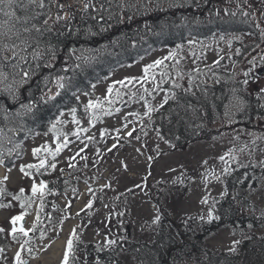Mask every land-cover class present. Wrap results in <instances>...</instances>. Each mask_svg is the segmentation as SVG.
I'll return each mask as SVG.
<instances>
[{
  "label": "trees",
  "instance_id": "16d2710c",
  "mask_svg": "<svg viewBox=\"0 0 264 264\" xmlns=\"http://www.w3.org/2000/svg\"><path fill=\"white\" fill-rule=\"evenodd\" d=\"M71 1L59 0L70 5L63 9L72 16L70 21H61L53 26L51 33L42 37L31 33L32 37L40 40V44L37 47L33 39L28 52L35 49L41 56L36 60L28 56L29 63L24 69L30 71V76L26 83L20 85V76L15 75L19 69L13 70L12 62L0 58L2 71L7 74L1 85L3 89H0V129L4 133L0 136L2 160L5 158L3 151L16 143L23 145L34 135L46 134L60 112L76 108L75 114L81 115L83 108L77 97L85 93L91 96L92 85L104 82L111 71L132 64L156 49L166 48L169 61L165 59L162 67L170 74L172 70L167 63L176 67L171 57L185 54L189 41L201 47L200 44H207L213 36L238 38L236 44L247 39L259 40L260 24H264V0H92L98 11L93 8L82 11V6L72 7ZM174 4L182 6H172ZM100 5H103L102 9ZM35 11L47 13L48 9ZM51 12L63 14L54 5ZM32 13V8L27 13L17 10L20 16ZM45 18L46 15H41L33 22L39 25ZM3 19L5 17L0 15V20ZM19 27L21 25L17 24ZM14 42L19 43L15 37L9 40L4 36L0 46ZM49 45L55 50L54 58ZM242 54L247 55L246 52ZM222 65L218 62L215 64L218 69L205 67L189 71L185 84L176 78L172 81L175 85L167 81L166 85L160 86L167 89L170 95L167 103L151 115L148 127L175 148H188L198 142L221 138L224 130L214 124L224 118L229 101L244 86L243 81H235L231 74H224L220 70ZM57 77L65 78L64 89H58ZM17 88V99L14 101L10 93ZM50 91L52 94L59 91L60 94L54 100L42 102L41 96ZM241 97L243 110L233 116L228 124L230 127H225L230 132L244 130L259 134L264 139V93L253 91L252 95L242 93ZM30 102L34 104L31 113L16 115V112L24 111L20 108L21 103ZM5 109L8 110L6 121ZM10 161H15L14 156ZM9 162L3 160L4 165ZM69 178L60 176L57 180H49L48 184L45 182L42 195L39 192L33 195L32 186L21 193L22 188L0 185L3 189L0 204L10 205L0 209L13 215L23 214V217H29L34 212L30 230L24 228L28 235L17 232L16 240L6 231V226L0 224V228L4 229L0 233V248L3 249L0 256H8V251L18 246L21 257L23 254L26 256L24 261L29 259L33 254L30 247L33 241L42 238L53 224L61 227L64 220L71 218L69 207L62 209L51 200L54 194L64 192L62 183L68 182ZM263 178L264 162L234 165L224 177V194L213 207V216L219 219L210 222L194 219L174 221L163 215L159 217L149 241L126 237L120 244L95 251L71 235L65 247L67 264H123L121 257L124 254L130 255L136 264H264V234H261L264 230V210L255 206L250 196L251 191L261 185ZM15 196L20 199H14ZM22 203L24 207H21ZM16 226L19 228L20 224L17 222ZM221 228H229L239 234L235 251L214 250L207 245L208 239ZM69 240L73 244L71 250L68 249ZM61 264H64V258Z\"/></svg>",
  "mask_w": 264,
  "mask_h": 264
},
{
  "label": "rangeland",
  "instance_id": "374dc122",
  "mask_svg": "<svg viewBox=\"0 0 264 264\" xmlns=\"http://www.w3.org/2000/svg\"><path fill=\"white\" fill-rule=\"evenodd\" d=\"M260 28L259 40L247 39L239 44L235 43L238 38L219 36L211 37L207 44H200L201 47L189 41L185 54L171 57L176 67L167 63L172 70L170 74L162 67L169 56L168 50L156 49L133 64L113 70L104 82L95 85L91 96L79 95L83 113L74 114L78 123L73 122L71 111H63V116H58L46 134L34 135L23 145L16 143L3 151L5 162H9L12 156L15 161L7 165L0 163L4 176L9 177L7 181L3 180L4 176L0 178V185L28 189L33 183L39 185L43 181L48 184L49 180H57L60 176L70 177L68 182L62 183L64 192L54 194L51 200L62 209L69 207L71 218L64 220L61 227L53 224L42 238L33 241L34 247L30 245L33 254L25 261L44 264L49 249L62 238L69 222L72 226L65 243L69 236L75 235L95 251H102L120 244L126 237L149 241L157 216L167 215L174 221H209L208 214L213 213L214 204L224 194V177L231 168L264 162V139L259 134L227 129L243 106L242 93L252 95L253 91L264 89V72L258 75V71L264 69L263 23ZM3 38L0 36V40ZM157 60L162 63L145 74V66ZM218 62L223 63L220 70L234 76L235 81H244V73L249 72V83L235 92L224 118L214 124L224 130L222 137L198 142L188 148L167 144L148 127L151 115L170 95L160 86L166 85L167 81L173 86L172 81L176 78L185 84L189 71L205 67L218 69L215 68ZM130 77L136 79L129 82L127 78ZM4 81L0 78V89H3ZM110 85L113 86L111 94L107 92ZM89 101L98 106L87 108ZM58 146L61 151L53 156ZM37 148L41 151L34 156L33 150ZM41 159L46 161L45 168L37 171L25 167L29 170L28 176L20 171L22 166L39 165ZM51 164L56 165L55 169L50 167ZM250 194L253 204L264 210V178ZM204 200L207 202L202 203ZM13 216L16 215L0 209V224L6 226L7 232L13 227L10 223ZM19 224L28 231L32 217L25 218L23 224L19 221ZM238 239V233L221 228L208 239L207 245L214 250L229 252ZM109 240L115 244L108 245ZM16 249L11 248L8 256H0V264H16ZM25 257L23 254L21 259ZM121 258L123 264H136L128 254ZM51 264H58V261Z\"/></svg>",
  "mask_w": 264,
  "mask_h": 264
},
{
  "label": "snow or ice",
  "instance_id": "6c2138e0",
  "mask_svg": "<svg viewBox=\"0 0 264 264\" xmlns=\"http://www.w3.org/2000/svg\"><path fill=\"white\" fill-rule=\"evenodd\" d=\"M53 5L59 8L61 12H63V9L65 7L70 6V5H65L63 3H60L59 0H47V2L46 0H0V15L6 18L3 20H0V36H5L9 40L15 37V40L19 41V43L14 42L11 45L3 44L2 46H0V58H2L3 61L12 62L11 68L13 70L19 69V71L15 72V75L20 76V81H19L20 85H23L24 83H26L28 77L30 76V71L24 69V66L28 65L29 63L28 56L31 55L33 60H36L41 56V53L37 52L35 49L31 53L28 52V49L32 47L33 39H35L37 47L40 44V40L38 38L32 37L31 33L35 32L37 34V37H42L45 33H51L53 31L54 25L60 23L61 21H70L72 19V16L67 12H63V14H60V13L53 14L51 12V6ZM81 5H82V8H81L82 11H87L89 8H93L94 10H97V11L99 10V9H96V6L92 3V0H81ZM172 6H182V5L174 4ZM29 8L33 9L32 15H27V14L23 16L17 15V10L27 13ZM102 8H103V5H100V9ZM35 9H48V11L47 13H44L41 11H35ZM232 14L235 15V13H232ZM41 15H46V18L42 21V23L39 25L37 23H34L33 21L38 20ZM244 15H247V13H244ZM49 21H51L52 23L49 24ZM17 24L21 25V27L17 28ZM22 34H29V35H22ZM48 47H49V50L51 51L52 57L54 58L55 50L51 47V45H49ZM5 52H7L8 55H4ZM161 63L162 61L157 60L153 64H149L145 66V68L143 69L144 73L147 74L150 69L156 67L157 65ZM45 66L46 67L50 66V64H45ZM244 76L246 77V79L243 81V83L247 85L249 83V80L247 79V77L249 76V72H245ZM0 78L7 79V74L2 71V66H0ZM64 79H65L64 77L56 78V84H57L58 89L65 88V83L63 82ZM127 79L129 82H131L132 80L136 78L130 77ZM117 83L123 84L124 82L118 81ZM92 87L95 88V85H92ZM177 87H179V85H177ZM18 90L19 89L17 88L16 91H13L10 93L14 101L17 99L16 93L18 92ZM112 91H113V86L110 85L107 89V92L111 94ZM259 91L261 93H264V89H260ZM59 94H60L59 91L55 92L54 94H52L50 91L49 94L42 95L41 100L42 102L47 103L49 100H54L55 97L58 96ZM85 95H87V93H85ZM164 103H167V98L165 99ZM97 106L98 105L94 104L92 101H89L88 104L86 105L87 108H95ZM20 108L24 110L23 113L16 112V115H22V114L26 115L33 111L34 104L31 102L21 103ZM241 110H243V106L241 107ZM70 111L73 113V122L78 123L74 115L77 109L72 108ZM149 111H152V109H149ZM7 112L8 110L5 109V115H4L5 121L8 119ZM60 115L63 116V112H60ZM53 129H55V124H53ZM3 134H4L3 129H0V136H2ZM129 135H131V133H129ZM113 147H115V145H113ZM40 151L41 149L39 148L34 149L33 155L35 156ZM60 151H61V146H58L55 152L52 153V155L55 156ZM220 159L223 160L224 157H220ZM0 163H3L2 159H0ZM204 163H207V161H205ZM25 167L28 169L35 168L37 169V171H39V169L46 167V161L41 159L39 162V165L29 164L26 166H22L20 168V171L24 173L25 176H28L29 172L25 171ZM50 167L52 169H55L56 165L51 164ZM9 171H11V169H9ZM225 171H227V169ZM8 179H9L8 176L3 177L4 181H7ZM45 187L46 185L43 181H41L39 185H37L36 183H33L31 187V191L33 195H35L38 192L41 193L42 195ZM20 191L21 193H23L24 189H21ZM2 192H3V189H0V193ZM14 199L19 200L20 197L15 196ZM206 202H207L206 200L202 201V203H206ZM89 206H91V204H89ZM0 207H10V205L0 204ZM21 207H24L23 203L21 204ZM208 215H209V222L212 219H219V217L213 216L212 211H210ZM23 218H24L23 214L11 217L10 223L13 225V227L11 228L10 235L12 236L13 240L17 239V236H16L17 231H19L24 236L28 235V232L25 231L22 225L19 227V229H17L16 227L17 222L22 221ZM158 222H159V216L155 218L153 223H158ZM249 227H251V225H249ZM3 232H4V229L0 228V233H3ZM25 243H27V241H25ZM107 243L108 245H112V244H115V241L109 240L107 241ZM237 243H239V241L234 242V244H237ZM72 247H73L72 240H69L68 249L71 250ZM21 248H23V245H21ZM230 250L235 251V248L233 247ZM29 251L31 250L29 249ZM0 252H3L2 248H0ZM15 260H16V264H27L26 261L21 259L20 251L16 252ZM67 261H68V253L66 252L64 255V264H67Z\"/></svg>",
  "mask_w": 264,
  "mask_h": 264
},
{
  "label": "bare ground",
  "instance_id": "6f19581e",
  "mask_svg": "<svg viewBox=\"0 0 264 264\" xmlns=\"http://www.w3.org/2000/svg\"><path fill=\"white\" fill-rule=\"evenodd\" d=\"M5 175L4 170L0 168V178H2ZM72 226V222H69L65 225L63 233H62V238L56 241L51 248L48 251V255L46 257L45 263L44 264H51L53 261H60L63 252H64V245H65V240L70 232Z\"/></svg>",
  "mask_w": 264,
  "mask_h": 264
},
{
  "label": "water",
  "instance_id": "95a60500",
  "mask_svg": "<svg viewBox=\"0 0 264 264\" xmlns=\"http://www.w3.org/2000/svg\"><path fill=\"white\" fill-rule=\"evenodd\" d=\"M74 6L76 7H81V0H76L74 3H73ZM264 72V69H261L258 71V74L261 75L262 73Z\"/></svg>",
  "mask_w": 264,
  "mask_h": 264
}]
</instances>
